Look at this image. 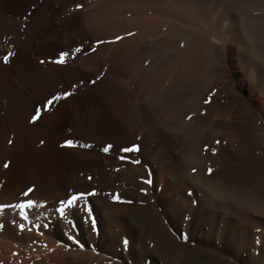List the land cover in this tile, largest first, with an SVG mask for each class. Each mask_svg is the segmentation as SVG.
<instances>
[{"label": "bare ground", "instance_id": "1", "mask_svg": "<svg viewBox=\"0 0 264 264\" xmlns=\"http://www.w3.org/2000/svg\"><path fill=\"white\" fill-rule=\"evenodd\" d=\"M98 1L101 0L95 2ZM105 13L111 14L110 18L105 21L98 17L100 22L95 29L100 38L109 39L101 49L109 51L111 64L120 67L114 74L117 83L111 93L104 96L108 110L116 117L132 113L128 104L131 83H136L134 94H140L141 99L154 106L159 104L162 80L172 75L176 68L179 69L176 82L178 79L181 82L179 91L185 105L192 100L200 104V96L221 83V90L225 87L237 93L234 102H213V108L206 115L194 118L188 125L183 124L181 129L170 122L172 131L177 136L183 134L189 144L206 134L209 135L207 139L199 140L200 147L214 138L222 141L215 153L210 148L204 154L201 148L187 152L188 163L200 169L194 179L196 188L204 191V197L198 200L193 213L188 211L190 218L186 217L181 224L185 208L179 204L187 202L182 191L189 182L185 178L173 181L154 165L149 170L150 195L161 206L160 217L166 224L162 220L149 219L141 207L113 204L107 198L87 195L99 215L100 228L96 232L91 219L77 211V204L84 198L65 207L63 213L59 211L61 207L49 205V199L60 195V191L49 190L48 185L64 177L55 157H17L7 169L3 166L0 182L6 173L12 174L19 169L21 175L29 176L33 190L20 198L15 193L17 189L10 188L7 182L0 186V205L5 206L0 208V264H127L134 249L141 253L144 236L157 229L160 240L165 239L160 243L166 259L162 264H264L262 243L258 255L236 254L240 249L236 244L239 236L247 252L253 246V240L247 239V231L253 236L255 228L264 227V216L260 213L264 209V123L251 106V96L258 94L262 96L264 107V0H107L93 15ZM89 25L86 21V26ZM163 28H166L164 33ZM181 40L184 47L178 49L176 45ZM147 58L150 61L144 66ZM236 59L248 83L244 76L235 78ZM245 91L247 95L244 96ZM167 104L164 115L165 120L166 117L170 120L175 100L169 99ZM235 107L245 109L249 117V124L243 129L235 125L240 117ZM155 111L152 107L153 114L159 118ZM16 143L17 140L13 152L18 150ZM242 143L244 153L235 146ZM143 163L128 164L122 179H129L135 171L142 174ZM206 168L211 172H204ZM236 174L240 177L235 178ZM120 190L132 196L131 190L124 187ZM175 195L179 196L180 203L175 201ZM27 200L34 203L25 208L22 215L15 205ZM69 217L75 219L77 228L70 226ZM118 223H122L131 239L129 252L113 231ZM180 225L183 232L200 235L201 247L213 244L215 251L221 244L227 247V243H234L230 249L236 250L233 256L237 263L230 261L227 254L174 244V238L180 235ZM259 235L263 239L264 235ZM58 241L60 245L57 246ZM98 247L100 253H97ZM140 257L138 264L143 260Z\"/></svg>", "mask_w": 264, "mask_h": 264}, {"label": "rangeland", "instance_id": "2", "mask_svg": "<svg viewBox=\"0 0 264 264\" xmlns=\"http://www.w3.org/2000/svg\"><path fill=\"white\" fill-rule=\"evenodd\" d=\"M95 1L0 0V173H3L4 164L10 165L17 157L22 159L38 156L55 157L60 163L58 168L64 177L58 183L48 185L47 189L60 191V195L49 199V205L61 207V201H67L72 195L84 193V199L77 204V211L84 214V217L88 216L92 221L93 230L98 232L100 221L98 211L94 210L91 201L93 196L107 198L113 204L141 207L146 210L149 219H157L159 222L162 220L161 222L166 224L163 217H160L161 206L157 205L159 204L157 200L150 195L152 178L149 170L155 165L171 180L185 178L189 182L182 191V194H186L184 197L187 202L179 204L185 208L183 214L185 217L180 220L182 224L183 220L195 211L198 200L204 197V191L201 192V188H196L194 179L200 169L193 163H188L187 152L201 148L204 154L205 150L210 148L215 153L222 141L214 138L209 144L200 147V141L209 136L206 134L189 144L183 134L177 136L172 131L170 122L181 129L183 124L188 125L194 118L206 115L213 108L211 106L213 102L225 100L234 102L238 95L234 90L225 87L221 90L223 86L221 83L220 86L212 87L202 94L199 99L200 104L197 105L192 100L185 105L182 100L183 94L179 91L181 82L179 79L176 82L179 73V69L176 68L172 75L162 80V98L159 104L154 106L141 99L140 94H134L132 90L135 89L136 83H131L132 88H128L130 91L128 104L132 113L116 117L108 110L104 96L111 93L117 83L114 74L120 67L111 64L109 51L101 49L102 44L109 39L100 38L99 31L95 29L100 22L98 17L106 21L111 14L93 15L99 6L107 3V0ZM77 5L81 7L77 8ZM94 16L95 20H92ZM86 21L90 23L89 26H86ZM165 30L166 28H163V33L166 32ZM213 40L218 43V40ZM176 47L183 49L184 41L181 40ZM76 48H80L81 51L75 52ZM61 52H68L69 55L65 57L64 63H55ZM10 53L8 62H4L3 57ZM146 60L144 66L149 63L150 58ZM235 65L237 70L235 78L241 76L243 78V71L237 59ZM110 72L112 76H108ZM246 82L248 83L247 78ZM230 84L227 82V86ZM65 92L71 95L64 97ZM56 95H60L61 99L45 108L47 101ZM243 95H247V91ZM152 97L149 98L152 100ZM261 98V95H252L251 106L256 110L260 122L263 120L264 123ZM169 99L175 100L174 113L173 118L168 120L166 117L165 120L164 110L167 108L166 105L168 106ZM152 107L159 118L153 114ZM38 108L41 109L39 118L33 121L32 117L36 115ZM235 108L240 116L235 125L243 129L249 124V117L245 109ZM211 115L213 118L214 113ZM16 140L18 150L13 152L12 148ZM67 140H72L75 146H66ZM108 145L112 147L104 152L103 149ZM134 145L136 151H122ZM235 146L244 153V143ZM135 161L144 162L142 174L135 171L130 180H123L122 176L127 173L124 168L128 164L136 165ZM204 172L211 171L206 168ZM23 176L19 169L14 170L12 174L6 173L1 178L3 181L0 182V186L7 182L10 188L17 189L15 193L18 197H23L27 189L33 190L29 176ZM239 177V174L235 175V178ZM120 187L131 190L132 196L124 194ZM198 191L202 194L200 195ZM88 193L94 195L87 199ZM189 198L190 202H188ZM174 199L180 203L178 195H175ZM85 208L91 211L87 212ZM260 213L264 216V209ZM67 221L70 226L77 228L75 219L69 217ZM219 224L222 225L221 222ZM113 227H116V231H113L122 239L124 249L129 252L131 239L128 232L126 233L122 223ZM255 229L253 236L249 234V230L247 231L248 241L253 240V246L249 251H244L243 238L239 236L236 244L240 249L237 253L234 248L230 249L234 246L232 242L226 244L227 247L230 246L229 248L223 247L222 244L220 248H215L216 253L227 254L226 257L228 256L230 261H236L233 256L235 253L243 257L258 255V247L261 243L264 249V236L262 239L259 235V233L264 235V227ZM179 231L180 235L174 238V244L187 245L190 249L199 246L205 251L216 254L213 244L206 245L207 247L203 244L201 247L198 241L199 234L183 232L181 225ZM159 232L157 229L147 233L144 236V248L142 247L141 253L134 249V254L129 256L127 264H138L139 256L143 259L139 264L165 262L166 259L160 250L162 248L160 243L165 239L160 240ZM56 245H60V242H56ZM98 251L100 248L97 249V253L101 252ZM261 253L263 254L264 251ZM115 260L118 261L116 258Z\"/></svg>", "mask_w": 264, "mask_h": 264}, {"label": "snow or ice", "instance_id": "3", "mask_svg": "<svg viewBox=\"0 0 264 264\" xmlns=\"http://www.w3.org/2000/svg\"><path fill=\"white\" fill-rule=\"evenodd\" d=\"M76 7L77 8H80L81 5H77ZM129 35H131V33H129ZM117 39L119 40V39H121V37H117ZM80 51H81L80 48H76L75 49V52H80ZM10 55H11V53L9 55H6V56L3 57L4 62H8ZM68 55H69L68 52H61L59 54V59L56 60L55 63H59V64L64 63L65 62V57H67ZM69 95H71V93H69V92L63 93V96L64 97H67ZM59 99H61V96L60 95L53 96L50 100L47 101V103H46V105L44 107L47 108L48 106L52 105L55 101H57ZM40 112H41V109L38 108L36 110V115L32 117L33 121H35V120H37L39 118ZM65 145L66 146H70V147L71 146H75L72 140L65 141ZM82 147H89V145H82ZM111 147H112L111 145H108V146H106L103 149V151L104 152H107L109 150V148H111ZM136 150H137V148H136L135 145L132 146L131 148H124V149H122V151H124V152H131V151H136ZM135 162L136 163H139V161H135ZM4 167L7 168V167H9V165L6 163V164H4ZM209 171H211V169H209ZM31 191H32V189L29 188L27 190V192L24 193V195L27 196L28 193H30ZM84 195H85L84 193H81L79 195H72V196H70L67 199V201H61V208L59 209V211L61 213H63L65 207H70V206L74 205L78 200L82 199ZM88 195H94V193H88ZM113 198L114 199H118V197H113ZM33 203L34 202L32 200H27L25 203H20V204L15 205V207L21 209V214L23 215L24 214L23 210L25 208H30L33 205ZM2 207H5V206L4 205H0V208H2ZM85 211L90 212L91 210L88 209V208H85ZM20 228L23 230V225H20Z\"/></svg>", "mask_w": 264, "mask_h": 264}]
</instances>
